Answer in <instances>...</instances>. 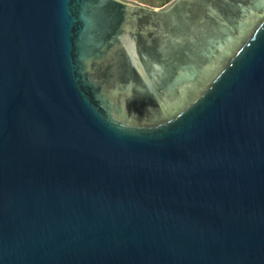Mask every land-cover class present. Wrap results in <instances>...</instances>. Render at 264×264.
Listing matches in <instances>:
<instances>
[{
    "label": "water",
    "instance_id": "95a60500",
    "mask_svg": "<svg viewBox=\"0 0 264 264\" xmlns=\"http://www.w3.org/2000/svg\"><path fill=\"white\" fill-rule=\"evenodd\" d=\"M0 264H264V0H0Z\"/></svg>",
    "mask_w": 264,
    "mask_h": 264
},
{
    "label": "rangeland",
    "instance_id": "374dc122",
    "mask_svg": "<svg viewBox=\"0 0 264 264\" xmlns=\"http://www.w3.org/2000/svg\"><path fill=\"white\" fill-rule=\"evenodd\" d=\"M123 1H127L130 3H135V4H140V5H144L150 8H155V9H159V8H164L166 5H168L169 3H172L174 0H170L168 3L166 4H160V0H145V1H140V0H123Z\"/></svg>",
    "mask_w": 264,
    "mask_h": 264
},
{
    "label": "trees",
    "instance_id": "16d2710c",
    "mask_svg": "<svg viewBox=\"0 0 264 264\" xmlns=\"http://www.w3.org/2000/svg\"><path fill=\"white\" fill-rule=\"evenodd\" d=\"M140 1H145V0H140ZM147 1V0H146ZM160 4H166L168 3L170 0H160Z\"/></svg>",
    "mask_w": 264,
    "mask_h": 264
}]
</instances>
